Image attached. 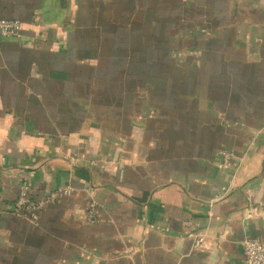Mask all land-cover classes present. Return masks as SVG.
Segmentation results:
<instances>
[{"label": "crops", "instance_id": "0c3cea01", "mask_svg": "<svg viewBox=\"0 0 264 264\" xmlns=\"http://www.w3.org/2000/svg\"><path fill=\"white\" fill-rule=\"evenodd\" d=\"M181 2L195 73L158 90L79 41L88 0H0L23 22L0 42V264H246L264 242V0Z\"/></svg>", "mask_w": 264, "mask_h": 264}, {"label": "rangeland", "instance_id": "374dc122", "mask_svg": "<svg viewBox=\"0 0 264 264\" xmlns=\"http://www.w3.org/2000/svg\"><path fill=\"white\" fill-rule=\"evenodd\" d=\"M181 3V0H88L91 9L81 22L83 32L79 41L102 58L106 57L105 51L96 49L101 42L119 43V66L106 67L108 76L116 80L118 75L119 89L120 74L124 71L140 74L142 79L151 68V73L161 76L155 83L159 90L166 83L164 77L195 73L191 63L196 54L190 48L196 45L197 38L181 31L196 26L197 10L195 3H191L192 7L184 13ZM168 46H173V50L167 49ZM107 52L110 56V51ZM148 57H156V66L144 65L145 62L133 65L134 58L143 61ZM165 59L172 62L166 66ZM176 59L179 64H174ZM26 262L35 264L37 260Z\"/></svg>", "mask_w": 264, "mask_h": 264}, {"label": "built area", "instance_id": "2783aa9c", "mask_svg": "<svg viewBox=\"0 0 264 264\" xmlns=\"http://www.w3.org/2000/svg\"><path fill=\"white\" fill-rule=\"evenodd\" d=\"M23 30V22L15 18H1L0 19V42L4 38L18 37ZM234 151L226 149L222 152L224 163H229L234 157ZM69 188L65 189V193H70ZM41 207V203L34 201L30 196V186L28 183L22 185L21 194L16 202V210L30 219H37V210ZM95 203L90 204V221H96ZM204 242L202 236L195 237V244L197 246ZM244 255L246 264H264V242L258 238L251 237L245 241Z\"/></svg>", "mask_w": 264, "mask_h": 264}]
</instances>
